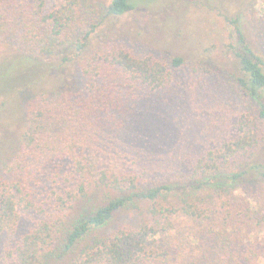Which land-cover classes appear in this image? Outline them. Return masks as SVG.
I'll return each mask as SVG.
<instances>
[{
	"label": "rangeland",
	"instance_id": "1",
	"mask_svg": "<svg viewBox=\"0 0 264 264\" xmlns=\"http://www.w3.org/2000/svg\"><path fill=\"white\" fill-rule=\"evenodd\" d=\"M64 2L45 0L43 11ZM110 2L80 0L66 37L44 30L31 42L15 35L0 37V70H7L21 54L55 68L35 88L13 91L0 83L5 89L0 92V170L2 161L18 150L27 104L43 93L81 90L88 59L116 47L141 58L166 62L182 57L185 62L167 86L125 89L121 104L79 128L74 134L77 151L87 157L90 174H138L148 183L190 176L208 151L238 138L244 115L256 119L262 139L255 159L264 165V121L258 116V100L236 79L240 69L234 46L243 42L230 20H238L247 44L264 59V0H212V7H206V0H133L134 9L120 16L108 13ZM81 38H86V45L80 49ZM31 168L37 174L33 200L46 211L19 209L16 231L0 235V264H8L7 251L53 211L49 195L66 187L70 164L68 159L44 158L31 161ZM223 187L203 192L210 207L205 217L176 216L174 228L158 234L159 252L170 254L165 264H264V178L247 175ZM135 222L128 210H122L106 230Z\"/></svg>",
	"mask_w": 264,
	"mask_h": 264
},
{
	"label": "trees",
	"instance_id": "2",
	"mask_svg": "<svg viewBox=\"0 0 264 264\" xmlns=\"http://www.w3.org/2000/svg\"><path fill=\"white\" fill-rule=\"evenodd\" d=\"M64 1L45 13V0H0V37L15 35L31 42L42 30L66 37L76 22L80 0ZM206 1V7H212V0ZM134 7L133 0H111L107 11L120 16ZM230 20L243 42L234 46L240 69L236 79L258 100V116L264 121V59L247 44L238 20ZM85 41L79 39L80 49ZM184 62L182 57L166 62L141 58L116 47L88 59L81 90L43 93L27 104L18 150L1 165L0 235L16 231L20 208L46 211L33 200L37 174L31 161L68 159L70 170L64 179L66 187L49 195L53 211L7 251L8 264H165L170 254L159 252L158 234L174 228L176 216L205 217L210 207L204 191L222 190L225 184L238 183L247 175L264 178V165L255 159L261 133L256 119L249 115L239 122L238 138L208 151L193 165L190 176L148 183L138 174L106 170L98 176L90 174L87 157L77 151L79 142L74 134L78 135L79 128L121 104L125 89L132 92L144 86L152 90L167 86L174 70ZM54 71L53 64L21 54L7 70H0V83L9 84L13 91L35 88ZM4 90L0 85V92ZM122 210H128L136 222L106 230Z\"/></svg>",
	"mask_w": 264,
	"mask_h": 264
}]
</instances>
